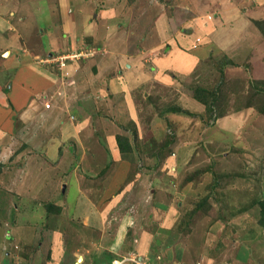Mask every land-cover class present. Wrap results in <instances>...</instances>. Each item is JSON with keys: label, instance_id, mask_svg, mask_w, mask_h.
<instances>
[{"label": "rangeland", "instance_id": "1", "mask_svg": "<svg viewBox=\"0 0 264 264\" xmlns=\"http://www.w3.org/2000/svg\"><path fill=\"white\" fill-rule=\"evenodd\" d=\"M199 1L206 13L214 15V5L207 9L209 0L196 2L200 4ZM175 3L176 0H138L140 11L136 8L132 14L138 35L150 36L145 33V24L150 22L147 15L152 11L156 16L161 6L168 8L171 15L178 14L171 19L173 29H178L180 21L186 20L188 15L184 17L182 11L174 9ZM260 6L264 7V0L239 2L238 15L232 18L237 31L243 26L248 28L249 18L256 19L253 27L264 37V19L259 20L253 13V10L260 11ZM229 26L232 28L231 24ZM246 28L243 27L244 32ZM84 45L75 52H63V56L75 58L67 60L63 67L51 64L59 83L68 84L72 73L73 77L85 74L91 78L99 73L111 78L123 70L121 64L88 62V53L94 50ZM232 47L231 56L223 52L218 59L206 60L181 82V88L174 84V87L144 91L135 89L126 99L111 96L112 103L105 109L100 106L99 109L97 98L93 96L90 101L88 96H83L85 105L81 107L77 98L74 104L70 99L68 108L65 100L54 99L52 92L39 98L42 109L56 121L51 129L35 130L36 122L25 128V140L40 138L43 139L41 144L33 145L32 140H27L9 161L0 163V228L5 227L2 239L15 238L5 224L8 221L5 202L10 203V194L3 190L4 183L11 184L13 179L23 181V177L27 179L31 174L28 171L36 168L39 172L34 173L30 184L36 186L32 195L41 201L42 210L36 209V217L41 215V219L36 220L35 226L42 229L55 224L60 229L66 225L68 242L62 264L72 261L70 255L81 243L83 250L89 248L90 243L76 237V231L69 233L72 224L67 220L73 219L79 226L83 223L73 215V202L86 201L90 206L92 211L87 217H90L88 226L92 228V217L105 197L117 198L114 207L106 218L95 223L94 231L85 229L83 233L90 234L92 248L97 244L96 248H103L109 254L130 256L132 253L127 263L126 257L121 256L111 264H264V79L256 78L264 76V71L262 64L254 63L255 68L249 67L254 51L246 53L245 49L238 48L232 51L236 46ZM181 49L189 52L188 46ZM132 50L136 51L135 47ZM244 60L247 63L241 66ZM261 62L264 63V55ZM232 76L234 79L229 80ZM181 90L188 100H178ZM197 97L206 101V105L197 101ZM130 100L133 101L131 107L137 110L131 114L123 109L131 105ZM195 101L204 106L205 114L199 115L191 107V102ZM72 105L77 107L76 111ZM118 109L123 110L120 113ZM241 113L246 121L241 127L238 125L234 134L236 140L227 141L220 132L221 138L217 141L223 142L222 145L204 143L206 138H212V129L218 132L222 126L219 119ZM17 120L16 127L19 126ZM82 123L86 124L81 127ZM19 131L15 129L16 134ZM53 146L57 155L50 161L46 155ZM63 156L67 163L58 167L56 164ZM118 169L123 178L113 186V176ZM42 184L55 189L54 193L39 191ZM29 194H18L20 197L13 201L17 207H10L16 210L19 220L29 214L24 206L18 205L23 197H31ZM49 194L52 197L46 198ZM165 214L170 215L169 219L161 225ZM25 230L26 236H17V241H12L7 250L0 239V264H46L50 259L53 253L44 236H37V241L29 240L33 236L29 229ZM92 250L96 257L97 249ZM99 259L98 264L105 262Z\"/></svg>", "mask_w": 264, "mask_h": 264}, {"label": "crops", "instance_id": "2", "mask_svg": "<svg viewBox=\"0 0 264 264\" xmlns=\"http://www.w3.org/2000/svg\"><path fill=\"white\" fill-rule=\"evenodd\" d=\"M196 1L176 0L174 9L182 11L181 14L184 17L186 14L188 15L186 20L180 21L181 24H179L178 29L177 27L173 29L171 22L174 15L178 17V14L171 15L168 8L161 6L157 15L154 16L152 9H150L151 14L147 15L150 17L149 25L147 22L145 24V33L150 34V36L144 34L142 37L138 35V28L134 27L136 21L132 16L133 11L138 8V0H135L133 4V0H0V163L4 164L9 161L23 143L27 144L28 141L32 140L33 145H39L38 143L43 140L40 138L25 140L23 135L25 128L34 122H36L34 124L35 130L53 127L56 121L55 117L46 111L49 113L47 114L37 101L39 98L47 96L49 92H52L54 99L56 97L58 100L63 98L65 106L69 104L70 99L73 100L74 104L76 98L79 101L77 102L78 106H84V97L88 96L90 101L93 96L97 98L98 107L105 109L109 102L112 103L111 96L119 95L126 99V96L133 94L135 89L144 91L147 88L174 87V84H176L175 87L181 88V82L196 72L206 60L218 59L223 52H228L229 55L232 46H236L232 51L238 49H245L246 53L254 51L253 55L256 58H253L254 56L251 58L248 62L249 67L262 64L264 71V63L261 62L262 55H264V37L253 27L252 22L256 19L253 18L254 20L251 21L249 18L247 20L248 28L243 26L247 29L245 32L240 24L239 27L242 28L237 31L232 21V18L234 19L238 15L239 2H246L247 0H211L214 1L213 4H210L209 0L207 9L214 5V12H212L214 15L206 13L205 6L200 1V4ZM233 3H235L234 6ZM259 8L260 11L253 10V13L260 17L259 20L264 19V7L260 6ZM138 9L140 11V8ZM230 24L232 28H230ZM86 41L89 44L85 43ZM239 41L240 43L237 44ZM83 44L94 50L89 51V56L86 58L88 62L121 64L123 70L111 78L110 76L104 78L99 73L91 78L85 77V74L73 77L74 74L70 73L71 79L69 78L68 84L59 83L57 76L52 72V63L46 60L57 54L62 55L63 52H75ZM257 45L258 47H256ZM133 46L136 51L132 50ZM185 46L189 47V52L181 49ZM90 54L92 58H89ZM246 63L244 60L241 66ZM72 70L75 69L72 68ZM262 70L257 73H261ZM256 78L260 80L264 79V76L258 75ZM228 79H234V77H228ZM177 95H180L178 100L182 99V102L188 100L182 90L178 91ZM83 100L84 102H81ZM130 101L131 105H125L123 109L131 114V111L136 112L137 110L135 107H131L133 101ZM66 107L68 108L69 105ZM191 107L196 109L197 114H205L204 106L198 102H191ZM72 109L76 111L77 107L72 105ZM123 109H118V111L121 113ZM40 112L43 117H41ZM199 115H196L197 118H201ZM241 115L244 114L227 115L219 119V124L222 126L218 132L215 129L209 130L212 138H206L204 143L215 147L222 145L223 142L217 141L219 137L221 138L220 132L224 134L222 137L224 136L223 139H227V141L237 139L236 136L234 138L236 129L238 130V125L240 126L246 121L245 117L243 118ZM13 116L18 119H16L19 123L18 127H16V120L13 119ZM29 118L33 120H29ZM85 124L82 123L80 126ZM16 128L20 129L18 134L15 132ZM221 129L225 131H220ZM48 151L51 152L46 155V158L54 161L56 158L55 151H57L55 146L48 148ZM65 161L66 158L63 156L56 165L60 167ZM28 172L31 173L29 174L30 178L25 179L23 177V181L13 179L11 184L9 181L4 183L3 190L10 194V203L8 200L5 202V213H8V221L4 218L3 222L7 221L5 223L7 229L10 228L15 238L14 240L6 237L2 239L5 227L0 228L1 243L5 244L4 249L7 250L12 241H17V236H26L25 229H29L31 237L33 236L29 240L37 241V236L43 235L44 240L49 242V250H52L53 254L46 264H62L61 258L66 254L64 248L68 242V239L65 238L68 230L66 225L65 228L60 229L55 224L54 228L46 225V228L39 229L35 226L36 220L41 219V215L36 217L35 213L36 209L41 208V201L35 200V195L32 193L36 186L30 183L35 178L34 173L39 172V170L35 168ZM122 178L123 173L118 169L113 176V186ZM46 186L42 184L39 191L46 190L50 194L54 193L55 189L48 186L46 188ZM21 193H30L31 197H23V202L18 204L20 207L24 206V210L29 211V214L24 215V218L19 220L16 216V210H10V207L14 209L17 207L13 201L17 200ZM50 194L46 198L52 197ZM40 199L43 200V197ZM115 199L117 198L105 197L99 203V211L95 212L96 214L92 217V228L88 226L90 217H87L92 211H90V206H87L86 201L81 202L79 200L77 203L75 200L73 202L74 204L71 206L74 210L73 215H77L76 220L79 219L83 223L79 226L73 219L67 220L72 224L69 233L72 235L76 231V237H80L81 241L89 240L90 243L87 244L89 248L84 250L83 243L74 249L70 255L72 261L69 264H76L79 260V264H98L99 258L105 260L103 264H111L112 260L123 256L114 252V254L112 252L109 254L103 248H96V244V247H93L97 249V256L95 257L91 247L93 240L89 238L90 234L83 233L85 229L94 231L93 228L97 227L95 223H100L101 218H106L107 212H110L115 205ZM65 205L63 204V206ZM42 215L44 216L43 211ZM169 216L166 214L163 216L161 225H164ZM44 219L46 218L44 217ZM44 222L47 221L44 220ZM12 224L17 226L13 227ZM56 224H59V221ZM49 226H51V222ZM74 254H76V258ZM131 255L132 253H130ZM130 256H125L124 261L126 263Z\"/></svg>", "mask_w": 264, "mask_h": 264}, {"label": "built area", "instance_id": "3", "mask_svg": "<svg viewBox=\"0 0 264 264\" xmlns=\"http://www.w3.org/2000/svg\"><path fill=\"white\" fill-rule=\"evenodd\" d=\"M48 59L49 60H46V61H48V62H50L52 64L55 63V65L58 64L60 67H63L67 60L68 61H72L75 58H73L72 55L71 56H68V55H64V56L63 55H56V56H51ZM45 107L49 108V105L46 104Z\"/></svg>", "mask_w": 264, "mask_h": 264}, {"label": "trees", "instance_id": "4", "mask_svg": "<svg viewBox=\"0 0 264 264\" xmlns=\"http://www.w3.org/2000/svg\"><path fill=\"white\" fill-rule=\"evenodd\" d=\"M262 29V28H261ZM260 30V29H259ZM262 33V32H261ZM212 95V94H211ZM196 100L197 101H200L201 103H203L204 105H206L205 103H206V101H203L202 99H200V98H196ZM207 108H209V106L207 107ZM212 109H213V107H211Z\"/></svg>", "mask_w": 264, "mask_h": 264}, {"label": "bare ground", "instance_id": "5", "mask_svg": "<svg viewBox=\"0 0 264 264\" xmlns=\"http://www.w3.org/2000/svg\"><path fill=\"white\" fill-rule=\"evenodd\" d=\"M78 262H80V260Z\"/></svg>", "mask_w": 264, "mask_h": 264}]
</instances>
